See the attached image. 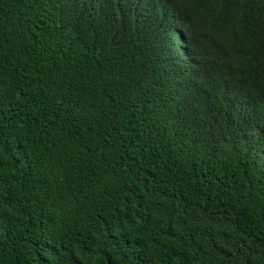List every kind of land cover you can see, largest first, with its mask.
<instances>
[{
    "label": "trees",
    "instance_id": "obj_1",
    "mask_svg": "<svg viewBox=\"0 0 264 264\" xmlns=\"http://www.w3.org/2000/svg\"><path fill=\"white\" fill-rule=\"evenodd\" d=\"M0 264H264V0H0Z\"/></svg>",
    "mask_w": 264,
    "mask_h": 264
}]
</instances>
